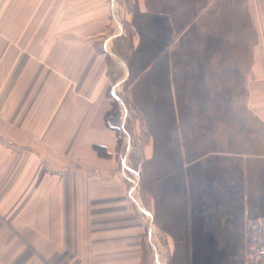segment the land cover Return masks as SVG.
Listing matches in <instances>:
<instances>
[{"label":"crops","instance_id":"1","mask_svg":"<svg viewBox=\"0 0 264 264\" xmlns=\"http://www.w3.org/2000/svg\"><path fill=\"white\" fill-rule=\"evenodd\" d=\"M20 1L0 6V264H141L133 205L164 264H246L245 222L264 217V0H128L142 205L117 188L101 28L61 9L26 30Z\"/></svg>","mask_w":264,"mask_h":264},{"label":"rangeland","instance_id":"2","mask_svg":"<svg viewBox=\"0 0 264 264\" xmlns=\"http://www.w3.org/2000/svg\"><path fill=\"white\" fill-rule=\"evenodd\" d=\"M1 3L2 2L0 0V6ZM14 7L16 8V3L15 5H9L8 2V4H6L4 7L6 11L5 13H7L8 11H12ZM17 7V9L20 10L19 14L21 15V22L22 24H24L23 28L26 30L30 25V21L31 25H34L36 17L38 18L37 24L41 20H43L42 17L39 18L40 14L43 16L47 13L50 16H53V20H56L61 13V9H65V12L68 10L69 17L76 15L77 13H85L86 16H89L86 17L87 29H96V27L101 28L99 29V31H96L93 34L96 35L99 33V36L104 37L99 43L100 49L103 52L105 51L106 59H108L109 56L111 57L109 64L117 69L111 92L113 94V97L116 96L120 99L122 96L124 97V101L121 99L123 105H121L118 102V99L114 97L115 99L113 100L112 108V112L115 113V116L117 117L116 126L118 143L120 142L121 148L119 154L116 155L115 164L116 177L119 180L117 188L122 189L123 191L126 190L127 194L129 192H132L136 197L134 198L132 196L135 199L134 201H136L138 205H142L140 197L138 196V194L141 193L138 184L139 145L141 132L137 131L138 128L136 130V128H134L133 126L135 117L133 113L129 112L128 103L126 102V96L124 95V66L126 56L125 51L126 47H129L127 39L129 30L126 26L124 17H126L128 12V0H22L20 1V5ZM44 20L46 21L48 20V18ZM157 31L159 32V30ZM127 157L128 167L124 163V159ZM113 185L114 184H112V186ZM100 188L101 190H104L103 185ZM125 214L123 212H118L117 214L118 225L116 232L118 234H125L126 232L128 233L129 229L127 228L126 230L124 226L121 225V223H123ZM145 218L146 216L142 215L140 210L133 205L132 233L134 241H138L139 239H141V236L144 238L148 235L149 224L146 222ZM149 237L150 243L146 245L147 256L144 255L143 262L141 264H164L163 256L161 255L159 250V248L162 249V247H154L151 245V241L153 239L154 241H156L155 232L153 230L152 233H150ZM157 248L158 252L156 251ZM133 253L138 254V256L140 254L141 256L139 249H134Z\"/></svg>","mask_w":264,"mask_h":264},{"label":"built area","instance_id":"3","mask_svg":"<svg viewBox=\"0 0 264 264\" xmlns=\"http://www.w3.org/2000/svg\"><path fill=\"white\" fill-rule=\"evenodd\" d=\"M244 256L246 264H264V217L245 222Z\"/></svg>","mask_w":264,"mask_h":264},{"label":"water","instance_id":"4","mask_svg":"<svg viewBox=\"0 0 264 264\" xmlns=\"http://www.w3.org/2000/svg\"><path fill=\"white\" fill-rule=\"evenodd\" d=\"M116 97V96H115ZM117 98V97H116ZM118 99V102L121 104V105H123V102H122V100L120 99V98H117ZM124 107V106H123ZM125 109V108H124ZM123 116V115H122ZM129 140V139H128ZM150 233H151V230H150V228L148 227V235H150Z\"/></svg>","mask_w":264,"mask_h":264}]
</instances>
